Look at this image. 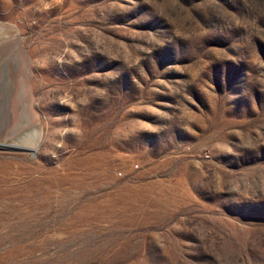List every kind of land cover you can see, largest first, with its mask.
Here are the masks:
<instances>
[{"label": "rangeland", "instance_id": "rangeland-1", "mask_svg": "<svg viewBox=\"0 0 264 264\" xmlns=\"http://www.w3.org/2000/svg\"><path fill=\"white\" fill-rule=\"evenodd\" d=\"M0 76V264H264V0H0Z\"/></svg>", "mask_w": 264, "mask_h": 264}, {"label": "bare ground", "instance_id": "bare-ground-1", "mask_svg": "<svg viewBox=\"0 0 264 264\" xmlns=\"http://www.w3.org/2000/svg\"><path fill=\"white\" fill-rule=\"evenodd\" d=\"M17 57V56H16ZM12 59V58H11ZM23 63V62H22ZM12 72V71H11ZM14 72H16V71H14ZM12 76V75H11ZM19 76V75H18ZM3 76H0V79L2 80L3 78H2ZM20 77V76H19ZM5 80H6V78H5ZM22 84V83H21ZM25 87V86H24ZM4 89V88H3ZM24 91V90H23ZM27 94V93H26ZM20 95H22V94H20ZM25 103V102H24ZM27 104V103H26ZM29 104V103H28ZM28 104H27V106L25 107L26 109H28L27 111H29V108H28ZM18 107V106H17ZM14 114H16V112H14ZM32 117V116H31ZM32 120V119H31ZM19 121V120H18ZM21 125L19 124H17V122H15L14 124H12V125H10L9 127H10V129L11 130H13V132L15 131H17L19 128H21L20 127ZM22 130H24V129H22ZM18 132V131H17ZM15 139V138H14ZM1 141V140H0ZM0 148L1 149H6V150H23V151H31V152H33L34 151V148H32L31 146H25V145H18L17 143H15V141H13V142H0Z\"/></svg>", "mask_w": 264, "mask_h": 264}]
</instances>
